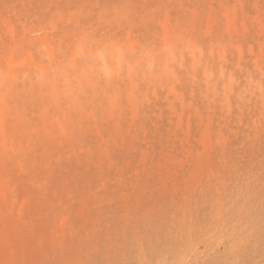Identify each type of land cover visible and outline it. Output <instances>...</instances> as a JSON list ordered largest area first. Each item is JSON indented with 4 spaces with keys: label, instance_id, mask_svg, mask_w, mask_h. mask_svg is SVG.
I'll list each match as a JSON object with an SVG mask.
<instances>
[{
    "label": "rangeland",
    "instance_id": "rangeland-1",
    "mask_svg": "<svg viewBox=\"0 0 264 264\" xmlns=\"http://www.w3.org/2000/svg\"><path fill=\"white\" fill-rule=\"evenodd\" d=\"M0 264H264V0H0Z\"/></svg>",
    "mask_w": 264,
    "mask_h": 264
},
{
    "label": "bare ground",
    "instance_id": "bare-ground-1",
    "mask_svg": "<svg viewBox=\"0 0 264 264\" xmlns=\"http://www.w3.org/2000/svg\"><path fill=\"white\" fill-rule=\"evenodd\" d=\"M86 2V1H85ZM92 5V4H91ZM109 7V6H108ZM76 8H77V6H76ZM113 8V7H112ZM64 9V8H63ZM108 9V8H107ZM92 12V11H91ZM87 16V15H86ZM112 16V15H111ZM106 18V17H105ZM69 20H71V19H69ZM64 24V23H63ZM7 27V26H6ZM66 27V26H65ZM232 27H233V25H232ZM170 28V27H169ZM234 28V27H233ZM232 28V29H233ZM236 28V27H235ZM231 29V30H232ZM170 30V29H169ZM234 30H236V29H234ZM189 31H191V30H189ZM72 34V33H71ZM193 35V34H192ZM191 35V33H190V36H192ZM12 37V36H11ZM174 38V33H173V31H171L170 32V34H169V37L166 39V44L170 47V46H172L173 45V43H172V39ZM185 46H187L188 47V49H190L191 50V52L192 53H194V55H196L198 52H201V50L202 49H200L201 47L200 46H198V45H192V44H190V43H185ZM81 47H83V46H81ZM85 47V46H84ZM224 48V47H223ZM82 50V49H81ZM39 51H40V49H39ZM19 52V51H18ZM221 55V54H220ZM219 57H221V56H219ZM196 58V57H195ZM106 60H107V57H106ZM196 60V68H197V64L199 63V60L198 59H195ZM108 61V60H107ZM195 68V69H196ZM222 74V73H221ZM212 75V74H211ZM208 77V76H207ZM108 78V77H107ZM209 78V77H208ZM229 80H230V78H229Z\"/></svg>",
    "mask_w": 264,
    "mask_h": 264
}]
</instances>
